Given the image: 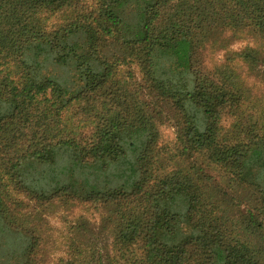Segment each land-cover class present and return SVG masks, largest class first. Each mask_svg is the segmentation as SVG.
<instances>
[{"label":"trees","instance_id":"1","mask_svg":"<svg viewBox=\"0 0 264 264\" xmlns=\"http://www.w3.org/2000/svg\"><path fill=\"white\" fill-rule=\"evenodd\" d=\"M240 66L264 80V0H0L4 264L46 263L58 204L99 217L60 264H264V94Z\"/></svg>","mask_w":264,"mask_h":264},{"label":"rangeland","instance_id":"2","mask_svg":"<svg viewBox=\"0 0 264 264\" xmlns=\"http://www.w3.org/2000/svg\"><path fill=\"white\" fill-rule=\"evenodd\" d=\"M248 42H240L232 46V49H241ZM220 58V56H216ZM264 68V67H262ZM241 73V77L246 80V84L250 89V93L254 97H258L264 94V80L260 76L249 75L244 71L243 68H239L238 70ZM173 124L171 121H166L164 126L162 127V132L165 137L171 136L173 134ZM170 138V137H169ZM168 139V138H167ZM24 199L23 197H21ZM30 208L28 211L38 212L40 210L39 206L30 200L24 199ZM33 209V210H32ZM54 209V210H53ZM51 209V213L45 212L43 216V228L42 233L44 236V252L46 254V263L45 264H60V260H64L67 258V244L65 235L67 234L68 227L72 225L75 221L76 217L82 216L86 217L90 222L91 227L94 232H97V225L99 223L98 214H94L87 207H72L68 208L62 206L60 204L56 205ZM95 224H97L95 226ZM17 237L18 234L16 232L10 233L6 230H0V264H4L9 261L10 250H16L17 246ZM103 237V236H102ZM100 246V245H98Z\"/></svg>","mask_w":264,"mask_h":264}]
</instances>
